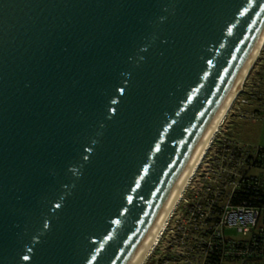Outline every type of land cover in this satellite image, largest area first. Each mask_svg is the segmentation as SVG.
<instances>
[{"label":"water","instance_id":"95a60500","mask_svg":"<svg viewBox=\"0 0 264 264\" xmlns=\"http://www.w3.org/2000/svg\"><path fill=\"white\" fill-rule=\"evenodd\" d=\"M264 25V0H0V264H125Z\"/></svg>","mask_w":264,"mask_h":264},{"label":"built area","instance_id":"2783aa9c","mask_svg":"<svg viewBox=\"0 0 264 264\" xmlns=\"http://www.w3.org/2000/svg\"><path fill=\"white\" fill-rule=\"evenodd\" d=\"M217 161L219 165L212 168L213 191L206 187L207 196L195 198L189 204L192 212L186 210L182 222L185 223L175 227L176 237H171L166 259L163 256L158 264H262L264 261V204L257 207L245 200L232 203L238 191H250L254 201L264 198V150L243 147L227 139ZM226 228L235 229L239 237H226Z\"/></svg>","mask_w":264,"mask_h":264},{"label":"rangeland","instance_id":"374dc122","mask_svg":"<svg viewBox=\"0 0 264 264\" xmlns=\"http://www.w3.org/2000/svg\"><path fill=\"white\" fill-rule=\"evenodd\" d=\"M227 139H232L243 147L264 148V47L250 67L221 125L213 135L204 158L182 191L156 244L142 264H158L163 256L166 259L165 251L172 241L171 237H176L175 227L185 223L182 222L185 220L186 210L190 213L193 210L188 205L194 202L195 198H205L206 187L212 190V168L219 165L217 156ZM224 233L229 238L239 237L235 229L226 228ZM188 236L192 237L190 234Z\"/></svg>","mask_w":264,"mask_h":264},{"label":"bare ground","instance_id":"6f19581e","mask_svg":"<svg viewBox=\"0 0 264 264\" xmlns=\"http://www.w3.org/2000/svg\"><path fill=\"white\" fill-rule=\"evenodd\" d=\"M263 47L264 25L252 47L250 48L246 58L244 59L243 64L239 68L238 73L228 87L215 112L209 119L181 170L172 183L162 205L159 207L157 213L150 222L141 239L138 241L125 264H142L147 254L156 244L157 239L165 226V222L170 215V212L173 210L182 191L185 189L188 181L200 164L203 156L209 148V144L212 141L213 135L217 132L219 126L221 125L228 109L230 108L240 89V86L244 82L250 67L258 58Z\"/></svg>","mask_w":264,"mask_h":264},{"label":"trees","instance_id":"16d2710c","mask_svg":"<svg viewBox=\"0 0 264 264\" xmlns=\"http://www.w3.org/2000/svg\"><path fill=\"white\" fill-rule=\"evenodd\" d=\"M231 141H232V139H231ZM260 149L264 150V148H261V147H260ZM257 164H259V163H257ZM252 197H254V196H253V194L250 191H248L247 193L238 191L235 194V197H234L232 203L236 204V203H238V202H240L242 200H245L248 204L254 205V206H257V207H261L264 204V198L262 200H257V201L255 200L254 201V200H252ZM262 222H263V226H264V219H262ZM262 264H264V261L262 262Z\"/></svg>","mask_w":264,"mask_h":264}]
</instances>
